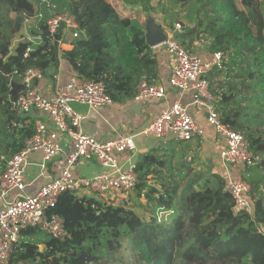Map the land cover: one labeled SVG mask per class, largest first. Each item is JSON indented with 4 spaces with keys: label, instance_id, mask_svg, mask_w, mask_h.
<instances>
[{
    "label": "trees",
    "instance_id": "1",
    "mask_svg": "<svg viewBox=\"0 0 264 264\" xmlns=\"http://www.w3.org/2000/svg\"><path fill=\"white\" fill-rule=\"evenodd\" d=\"M38 0H0V171L1 159L10 158L34 134L35 117L17 115L10 102L9 77L15 69L40 68L53 83L65 60L67 73L87 80L102 78L115 102L133 99L139 82L157 80L159 62L146 42L148 20L139 15L160 14L171 24L175 37L187 49L207 40V51L231 54L242 66L218 94L223 120L241 131L258 157L243 170L250 184L254 212L236 213L225 179L211 171L188 181L180 192L178 182L166 179L172 173L176 149L147 153L136 160L137 197L154 203V212L144 218L132 207L107 203L93 194L63 193L49 214L59 215L68 236L40 235L27 228L15 246L9 264H114L128 252L134 264H264V16L250 21L236 0H119L129 14H122L110 0H54L76 16L82 33L70 49L60 48L44 24L34 28L44 44L24 57L20 43L7 59L15 35L35 13ZM184 18L190 26L179 18ZM174 22L181 25L175 28ZM66 47V46H64ZM226 65V62H225ZM178 145L181 141H174ZM162 149H154L158 153ZM156 177L155 183H150ZM160 187H158V185ZM172 210L159 222L157 208ZM41 237V241L29 240ZM44 244L41 250L39 244Z\"/></svg>",
    "mask_w": 264,
    "mask_h": 264
},
{
    "label": "built area",
    "instance_id": "2",
    "mask_svg": "<svg viewBox=\"0 0 264 264\" xmlns=\"http://www.w3.org/2000/svg\"><path fill=\"white\" fill-rule=\"evenodd\" d=\"M42 21L51 36L61 35L58 39L60 48L82 33L76 16L70 11L60 8L54 0H38L34 15L25 21L28 32L20 36L17 45L11 42L5 59L15 53L13 50L20 43L26 44L25 58L44 44L42 33L33 34V29H39ZM176 29L180 30L181 25ZM167 34L166 40L158 46H164L174 58L168 83L143 78L133 98L137 102H160L162 106L149 124L135 134L120 133L99 139L83 131L85 116L74 109L73 103L99 110L112 106L115 101L108 94L102 78L87 80L76 72L67 73L63 68L64 59H61L50 91L44 88L46 77L38 67H27L22 73L15 69L7 74L9 100L17 115L24 116L37 110L46 120L38 118L35 121L34 134L24 142L20 151L10 158L1 157L5 166L0 171V261L9 260L27 228H36L62 239L69 235L64 220L57 214L48 213L63 193L79 194L83 190L108 198L117 190L132 191L138 180L136 136L186 143L204 137L206 132L196 120V110L203 112L206 124L219 142V173L223 175L225 188L233 198L235 212H254L249 196L250 184L242 173L247 167L255 165L258 157L251 150L246 136L223 120L215 95L210 90L209 75L213 70L220 71L225 67L224 53L217 51L207 58L195 50L194 45L198 42L187 49L174 33ZM65 144L70 145V149L64 156L59 174L47 177L49 163L59 157ZM38 151H41L42 161L34 164L38 169L37 175L28 181L27 167L32 164L29 158ZM192 156H189L190 161ZM91 161L97 162L102 170L89 176L79 174L78 163ZM41 178L49 180L29 192L28 189ZM171 212L157 208V220H167Z\"/></svg>",
    "mask_w": 264,
    "mask_h": 264
},
{
    "label": "crops",
    "instance_id": "3",
    "mask_svg": "<svg viewBox=\"0 0 264 264\" xmlns=\"http://www.w3.org/2000/svg\"><path fill=\"white\" fill-rule=\"evenodd\" d=\"M150 19L151 18H149V21H151ZM162 27L164 32L166 31L167 33H169L167 31V27L163 22H162ZM64 46L66 47H61V48L63 49L71 48L69 47V45H64ZM152 48H153V52L157 55L159 62L160 78L157 79V81L166 84L168 83V77L170 75L174 63V58L171 57L165 51L164 48L160 49L158 46ZM202 55H204L207 58L212 56V54L208 51H206V53L204 52ZM214 71H218V70H213L210 73L209 75L210 85H211V75L212 73H214ZM53 84H54L53 81H50L47 77L43 81V86L46 89V91L52 90ZM161 106L162 105L160 102H155L152 100L137 102L134 99H130L123 102H115L112 106L102 107L99 110H94L87 106L78 103H73L74 109L85 116L82 121L83 131L85 133L94 135L99 139H106L112 136H116L120 133L135 134L136 132L140 131L149 124V122L154 118V116L159 111V108ZM80 107H86V108L82 109ZM29 115L35 117L36 120L38 118H42L46 120V117L42 116L41 113L37 110H33L31 113H29ZM195 116L197 122L205 129L206 135L193 142L200 140L199 142L200 145L198 147L200 148L199 150L202 152L204 148L209 147L210 152L213 151L215 153L213 156H215V158H218L219 160V149H220L218 146L219 142L215 139L211 127H209L206 124V121L203 116V112L201 110H196ZM140 137L141 136L135 137L136 143L138 145V151L135 155L136 160L147 153H153L154 155H157L159 153L160 154L164 153L165 152L164 149L166 148L167 149L177 148V145L174 142V140L164 141V140L155 139L153 137H145V138H140ZM157 148L162 150L160 152L158 151L157 153L154 151V149ZM69 149H70V145L65 144L64 151L59 155V157L49 163L47 170V174H48L47 177H55L59 174L60 168L64 162V156L67 152H69ZM39 157L40 154L34 153L33 158L31 157L29 158V162H32V164L27 167L26 175L28 181L33 180L34 177L37 175L38 169L34 164L42 161V157L41 159H39ZM100 170L101 168L96 162H87V163L82 162V164L78 165V173L85 176L92 175L93 173L98 172ZM44 179L41 178L37 183L33 184L28 189V191L29 192L35 191L38 188V186H40L44 181L49 180V178L45 180ZM40 245H41L40 249L42 250L45 245L42 243ZM0 264H9V262L0 261Z\"/></svg>",
    "mask_w": 264,
    "mask_h": 264
},
{
    "label": "rangeland",
    "instance_id": "4",
    "mask_svg": "<svg viewBox=\"0 0 264 264\" xmlns=\"http://www.w3.org/2000/svg\"><path fill=\"white\" fill-rule=\"evenodd\" d=\"M110 1L115 4V6L118 8V10L122 14H129V11L123 8L119 0H110ZM236 1L239 7L248 16L250 21H253L255 17H257L258 12L262 13V15L264 16V0H236ZM184 13H185L184 10H180L179 18L185 23H187L188 25L192 26L193 24L188 22L184 18ZM139 18L143 20H146V19L148 20L149 18H151L150 19L151 21L158 23L161 26L163 22L165 26L167 27V31L169 33L171 32L173 33V30L171 29V24L164 22L160 14H151L149 18L148 16L140 14ZM174 25H175V28H177L178 25L180 24L178 22H174ZM27 32H28V26H26V24L24 23L21 31L18 32L15 35V37L12 39V44L17 45L18 39H20V36L21 35L24 36ZM165 33L167 34L166 31ZM207 44H208L207 40H199L198 44H195L194 46L196 47L195 49L198 51V53L202 55L204 52L206 53L207 51V48H205L207 47ZM202 45H205V46H202ZM158 47L160 49L164 48V46H158ZM13 52L15 51L13 50ZM224 59L226 61L225 67H223L222 70L220 71H214V73H212L211 75L210 90L215 95V102L217 106H218L217 100L219 101L218 94H220V92L226 88V82L229 81L233 77V75L238 71V69L242 66L241 62H239L238 64L234 63V61L231 59V54L225 55ZM80 108L83 109L86 107H80ZM140 138H145V136H141ZM199 142L200 140L196 142L192 141V142H187V143L179 142L176 148L175 156L173 157V160H172V173L174 174V176H170L169 173L166 172L165 176L167 180H169L170 182H174V181L178 182V184L180 185V192L183 189V186L188 181H190L192 178H198L203 175L205 177H208L211 175V171L216 172V173L220 172L221 164L218 158H215V156H213L215 153L213 151L210 152L209 147L204 148L202 152L198 150L197 148L200 145ZM37 153L40 154L39 159H41L42 157L41 151H38ZM191 154L193 156H192V160L190 161L189 156ZM33 156L34 154L30 155L31 158H33ZM91 162H95V161H91ZM80 164H82V162L78 163V165ZM99 167L102 170V167L100 165ZM155 179L156 177L151 179L150 183H155L156 182ZM158 187H160V185H158ZM13 193H16V191H13ZM79 194L80 195L93 194L94 197L98 199H103L107 203L112 202L115 204H121L127 207H132L137 213H139L144 218L150 217L152 213L154 212V203L148 202L145 196L137 197L136 191L134 189L132 191H118L117 190L116 193H112L111 195L108 196V198L106 196H102L99 194H95V193H91V192L83 191V190ZM41 233L42 234L40 235L42 236L46 234L45 232H42V231ZM40 238L41 237L35 236L33 238H30L29 240L41 241ZM122 255L123 256L120 258V260L114 264H134L133 258L130 254H128V252L126 253L123 252Z\"/></svg>",
    "mask_w": 264,
    "mask_h": 264
},
{
    "label": "water",
    "instance_id": "5",
    "mask_svg": "<svg viewBox=\"0 0 264 264\" xmlns=\"http://www.w3.org/2000/svg\"><path fill=\"white\" fill-rule=\"evenodd\" d=\"M167 34L163 27L153 21H148L146 26V42L151 47H156L166 40Z\"/></svg>",
    "mask_w": 264,
    "mask_h": 264
}]
</instances>
